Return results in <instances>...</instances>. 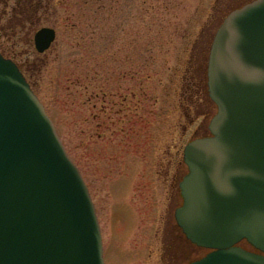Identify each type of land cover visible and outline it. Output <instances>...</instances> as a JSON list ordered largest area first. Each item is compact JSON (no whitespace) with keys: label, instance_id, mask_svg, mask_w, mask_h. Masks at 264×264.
<instances>
[{"label":"rangeland","instance_id":"obj_1","mask_svg":"<svg viewBox=\"0 0 264 264\" xmlns=\"http://www.w3.org/2000/svg\"><path fill=\"white\" fill-rule=\"evenodd\" d=\"M251 1L48 0L30 34L6 27L11 6L0 17V53L23 64L88 187L105 264H174L171 189L184 145L209 136L216 111L206 102L210 43ZM40 27L56 32L42 53L32 40ZM198 251L184 264L207 252Z\"/></svg>","mask_w":264,"mask_h":264},{"label":"water","instance_id":"obj_2","mask_svg":"<svg viewBox=\"0 0 264 264\" xmlns=\"http://www.w3.org/2000/svg\"><path fill=\"white\" fill-rule=\"evenodd\" d=\"M55 38L53 28L38 29L35 50ZM206 75L216 113L209 136L183 148L187 173L174 217L189 241L210 250L189 264H264V0L224 17ZM0 264H104L82 175L19 68L1 54Z\"/></svg>","mask_w":264,"mask_h":264},{"label":"flooded vegetation","instance_id":"obj_3","mask_svg":"<svg viewBox=\"0 0 264 264\" xmlns=\"http://www.w3.org/2000/svg\"><path fill=\"white\" fill-rule=\"evenodd\" d=\"M182 165H183V170L180 169V173L182 172L181 178L179 181H178L179 178L177 179L178 182L174 186L172 185L173 189H171L170 200L168 204V210H170V214L168 215V221L165 225L169 235V240L172 239V241H169L168 244L170 245V249L172 250V257H173L172 261L174 262V264L186 263L187 260L197 257L199 255L198 250H201L200 247H197L188 241V239L186 238V236L184 235V233L182 232V230L177 225L174 219L175 209L182 204L179 183L182 177L185 175V171H186V167L183 162ZM103 258H104V252H103Z\"/></svg>","mask_w":264,"mask_h":264},{"label":"trees","instance_id":"obj_4","mask_svg":"<svg viewBox=\"0 0 264 264\" xmlns=\"http://www.w3.org/2000/svg\"><path fill=\"white\" fill-rule=\"evenodd\" d=\"M10 1H12L11 5ZM44 1L47 2L48 0H0V4L3 6L0 17L3 19V16L6 14V8L11 6L10 15L6 14L4 18L6 20V27L12 26L11 29L16 34L22 31H27L26 33L30 34V31L37 21L36 15L40 12V7L44 4ZM13 21L15 22L12 23ZM10 59L17 64L20 70L23 68V64H20L16 60V57L11 56ZM199 88L202 90V84ZM206 102L209 105L212 104L209 99H207Z\"/></svg>","mask_w":264,"mask_h":264}]
</instances>
